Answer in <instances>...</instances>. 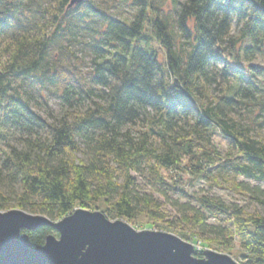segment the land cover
Instances as JSON below:
<instances>
[{
	"label": "trees",
	"instance_id": "1",
	"mask_svg": "<svg viewBox=\"0 0 264 264\" xmlns=\"http://www.w3.org/2000/svg\"><path fill=\"white\" fill-rule=\"evenodd\" d=\"M71 2L0 0V210L58 221L104 200L111 219L163 221L135 173L171 187L162 170L183 171L186 156L194 174L226 188L219 175H233L228 188L264 205V0ZM217 134L230 142L224 155ZM197 201H171L195 237L226 249L237 237L241 264H264V214ZM225 217L231 235L210 223ZM27 233L33 245L58 234Z\"/></svg>",
	"mask_w": 264,
	"mask_h": 264
},
{
	"label": "water",
	"instance_id": "2",
	"mask_svg": "<svg viewBox=\"0 0 264 264\" xmlns=\"http://www.w3.org/2000/svg\"><path fill=\"white\" fill-rule=\"evenodd\" d=\"M43 225L58 234L33 245L27 231ZM195 253L194 244L178 235L137 230L99 210L76 208L58 221L20 208L0 210V264H240L226 253Z\"/></svg>",
	"mask_w": 264,
	"mask_h": 264
},
{
	"label": "rangeland",
	"instance_id": "3",
	"mask_svg": "<svg viewBox=\"0 0 264 264\" xmlns=\"http://www.w3.org/2000/svg\"><path fill=\"white\" fill-rule=\"evenodd\" d=\"M50 105L55 115H59L62 113L60 100L52 98ZM41 114H44L45 116L48 115L47 113H45V111H42ZM258 134L260 135V133ZM213 144L215 146L214 148L222 155L226 154L228 149L230 148V142L218 134L213 138ZM190 163L191 158L186 156L183 159L181 165L183 171L175 168L171 170H162V175L164 176L165 180L169 182L170 186L173 188V185H177V187L179 188H184L187 192V195L177 193L173 191L171 187H161L160 185L152 184L150 177L146 172L143 175L135 173L140 190L152 194L155 199L159 200L162 203V210L165 213L166 219H164L163 221H157L148 215H141L138 216L133 222H129L128 220L125 221L129 222L137 230H156L173 233L183 238L184 240L194 244L196 249L200 248L201 250H203V252L207 250H213L221 253H226L231 255L238 263L241 264V262L245 260L244 256H246V252L241 247V243L237 237H234V241L231 247L227 249L217 244V242L207 241L203 238L195 237L194 234H196V231L180 221V213L171 201L180 200L181 203H189L198 206L199 202L197 201V199L201 196L208 195L211 197L221 198L227 202H237L240 205L247 207V209H249L250 211L256 210L262 214H264V205H261L254 199L249 198L246 193L238 194L235 193L234 190L230 187L228 188V185H230V182L234 177L233 175L227 176L220 174L219 181H224L227 185V188L224 186L217 187L213 184L211 178L198 176L194 174L192 170H189L191 166ZM216 173L217 171H214L211 176H216ZM237 180L241 182L246 180V178L244 176H240L239 178H237ZM175 182H177V184H175ZM251 183L256 184L257 182L252 181ZM159 189L161 191H159ZM162 192H168L170 199ZM105 206L106 204L104 200L88 204L81 202L77 204L78 208L82 207L91 211H104ZM210 223L224 227L225 230L230 233V235L234 231L231 222L226 217L225 220L211 219Z\"/></svg>",
	"mask_w": 264,
	"mask_h": 264
},
{
	"label": "clouds",
	"instance_id": "4",
	"mask_svg": "<svg viewBox=\"0 0 264 264\" xmlns=\"http://www.w3.org/2000/svg\"><path fill=\"white\" fill-rule=\"evenodd\" d=\"M222 18V15L220 13H216L214 10L211 11L209 16V19L212 23H218ZM241 27H243V24H241Z\"/></svg>",
	"mask_w": 264,
	"mask_h": 264
}]
</instances>
